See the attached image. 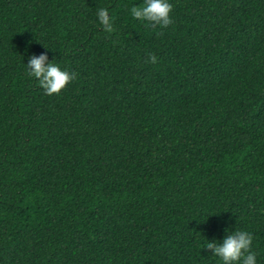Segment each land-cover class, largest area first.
<instances>
[{"label":"trees","instance_id":"obj_1","mask_svg":"<svg viewBox=\"0 0 264 264\" xmlns=\"http://www.w3.org/2000/svg\"><path fill=\"white\" fill-rule=\"evenodd\" d=\"M142 2L0 0V264H218L236 228L264 264V0Z\"/></svg>","mask_w":264,"mask_h":264},{"label":"clouds","instance_id":"obj_2","mask_svg":"<svg viewBox=\"0 0 264 264\" xmlns=\"http://www.w3.org/2000/svg\"><path fill=\"white\" fill-rule=\"evenodd\" d=\"M171 8L169 0H143L139 5H131L129 13L131 17L152 26H167L172 22ZM96 17L103 30L108 32L113 30L114 17L110 15L108 8L97 7ZM47 60L46 53L32 54L26 63L23 62L25 72L30 78H35L44 94H59L76 78V73L60 67L53 62L54 60L46 63ZM148 61L155 63V55L149 53ZM226 231L228 234L222 241L206 240L202 248L211 249V256L217 258L218 264H257L256 253L252 250V233L238 228Z\"/></svg>","mask_w":264,"mask_h":264}]
</instances>
